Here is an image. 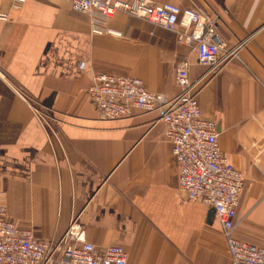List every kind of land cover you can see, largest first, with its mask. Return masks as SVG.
Here are the masks:
<instances>
[{"label":"crops","instance_id":"0c3cea01","mask_svg":"<svg viewBox=\"0 0 264 264\" xmlns=\"http://www.w3.org/2000/svg\"><path fill=\"white\" fill-rule=\"evenodd\" d=\"M129 1V0H123ZM218 19L237 57L200 65L175 33L117 12L93 34L64 0H0V191L6 218L40 240L72 221L97 249L119 245L127 264H231L211 209L189 202L156 111L101 120L87 94L94 75L130 76L178 93V62L219 145L244 177L233 235L264 247V0H151Z\"/></svg>","mask_w":264,"mask_h":264},{"label":"built area","instance_id":"2783aa9c","mask_svg":"<svg viewBox=\"0 0 264 264\" xmlns=\"http://www.w3.org/2000/svg\"><path fill=\"white\" fill-rule=\"evenodd\" d=\"M8 1L18 9L25 0ZM64 1L74 13L88 18L93 34L120 36L105 26L117 12L173 31L176 41L194 50L197 62L212 71L237 57L240 48V43L229 45L221 37L216 17L196 6L181 8L151 0ZM189 67L187 57L178 62L174 75L178 93L171 97L148 91L137 78L106 73L92 77L87 94L101 120L125 117L134 110L156 111V120L165 125L164 136L177 164V185L185 199L213 210L231 264H264V247L233 235L244 177L221 151L217 123L204 118ZM3 196L0 191V264H127L123 247L97 249L85 240L84 230L74 221L60 237L35 238L31 230L18 228L6 218Z\"/></svg>","mask_w":264,"mask_h":264},{"label":"water","instance_id":"95a60500","mask_svg":"<svg viewBox=\"0 0 264 264\" xmlns=\"http://www.w3.org/2000/svg\"><path fill=\"white\" fill-rule=\"evenodd\" d=\"M211 212L213 213V210H211Z\"/></svg>","mask_w":264,"mask_h":264}]
</instances>
